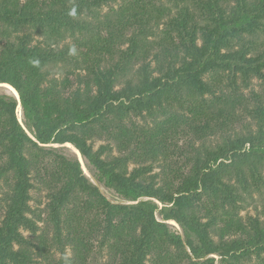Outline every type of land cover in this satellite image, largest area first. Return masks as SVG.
Returning a JSON list of instances; mask_svg holds the SVG:
<instances>
[{"label": "trees", "instance_id": "16d2710c", "mask_svg": "<svg viewBox=\"0 0 264 264\" xmlns=\"http://www.w3.org/2000/svg\"><path fill=\"white\" fill-rule=\"evenodd\" d=\"M118 1L0 0V85L19 96L0 95V182L10 184L0 199V264L50 257L46 240L23 233L37 234L30 202L41 186L59 264H87L93 240L115 264H217L215 256L244 264L262 255L264 221L246 223L240 208L248 176L256 188L264 181V97L254 94L251 106L239 84L264 80V50L246 40L264 28V0H238L230 11L224 0H199L203 25L186 6L173 17L163 2L174 0H130L101 21L96 11ZM162 24L164 37L151 41ZM60 66L86 71L76 89L52 77ZM241 112L256 131L235 129ZM104 136L110 142L95 149ZM66 145L126 203L110 202Z\"/></svg>", "mask_w": 264, "mask_h": 264}, {"label": "rangeland", "instance_id": "374dc122", "mask_svg": "<svg viewBox=\"0 0 264 264\" xmlns=\"http://www.w3.org/2000/svg\"><path fill=\"white\" fill-rule=\"evenodd\" d=\"M123 1H130V0H119L117 3H112L109 6H104L103 8L97 10L96 12L100 14V20L105 21L107 19H112L114 16V12L117 11L120 8V5L122 4ZM224 5L227 6L228 10L230 11L231 8L235 7L237 5L238 0H224ZM165 6L171 10V15L173 17L178 15V12L180 9L183 7H188L192 13L195 14L197 17V20L199 24H205L208 21V14L207 11H204V7H201L199 5V0H174L173 2H163ZM107 18V19H106ZM84 19L88 22H96L98 20H95L93 17H88L85 16ZM167 29V26L165 24L160 25V27L156 30V36L151 37V41H160L163 37L164 34L163 32ZM39 38H37L38 40ZM246 40L252 41L256 45L255 51H263L264 50V28L260 31L255 36H247ZM177 41H179L177 39ZM67 43L73 44L74 40L73 39H68ZM239 48V47H238ZM253 52L252 55H255L256 52ZM154 66L156 64H153ZM73 70H70V72H67L63 67H57L54 68L53 73L54 75L52 76L55 78L59 83H64L66 82L67 79H69L70 83L73 85V89L77 88V77L79 75H85L86 71H76L73 68H70ZM133 74V73H132ZM210 76V75H209ZM129 77H132L131 74L123 80H120L118 84V89H121L125 84L124 81L128 79ZM210 79V77H208ZM240 83V82H239ZM240 85V92L241 95L244 96V98L247 99V101L252 102L253 106V96L254 94L260 95L264 97V80L259 79V78H254L249 87L245 88L242 86V83ZM0 95H9V96H17V92L13 91V89L8 88L6 85H0ZM18 99V98H17ZM18 115L20 120H23V113L22 110H18ZM243 123L237 124L235 129L239 133H246V127L244 124L250 123L253 127V131L257 130V127L254 125V122L248 117L247 113L241 112ZM136 123L145 125V121L147 123H151L152 119L147 117L146 119L144 118H134L133 119ZM219 142L218 139L216 138H211L210 142H212V145ZM110 141H108L107 137L104 136L102 139H99L95 143V149L99 148L101 145H107ZM112 143V142H111ZM113 147V143L111 144ZM66 148L62 150V152L67 155L68 157L72 159H79L80 163L82 164V168L84 171V174L94 183L96 184L99 188L101 193L112 203L114 204H124L126 203L125 200L120 197L114 190L106 188L103 184H100L97 182L94 172L92 167L88 164V162L82 158L81 154L79 151H77L73 146L71 145H66ZM113 155H118V152L116 148L113 147ZM160 169L157 167L154 170V173H158ZM249 175V174H248ZM263 180H264V171L262 172ZM249 184H250V193L245 194V201L244 203H241V208H240V217L243 218V220L248 223L250 219H259L260 221H264V181L263 184L259 185V188H256L254 186V183L252 181V178L250 175L248 176ZM238 189L239 192H242L241 190V184L236 181V179H233L232 182ZM10 190V184L9 182H6V180H2L0 182V199H3L6 196V193ZM32 200L30 202L31 208L33 210V214H30V217L36 221L38 231L37 234L34 235L32 232L28 230H23L24 235L35 241L36 244L39 245V241L37 239H43L46 240L47 243L49 244L50 247V257L48 259L41 257L38 252L37 256L34 258L33 264H59L61 260L63 259V253L59 250L57 247V244L55 243V230H54V225L53 222L50 219V210H49V191L47 189L42 188V186L39 189H35L32 191ZM158 219H160V216L157 215ZM170 229L172 232L184 236V231L183 229L176 224L175 222H168ZM99 240H93L92 243V253L87 261V264H115L114 257L112 254H110V251L108 249H103L102 251H97L99 244ZM42 242V241H41ZM65 258H70L74 257V251L72 248L69 246L65 249ZM217 259V264H221L219 262V258L215 256ZM150 264H152L150 262ZM244 264H264V253L262 255H253L250 257L249 260L245 261Z\"/></svg>", "mask_w": 264, "mask_h": 264}, {"label": "bare ground", "instance_id": "6f19581e", "mask_svg": "<svg viewBox=\"0 0 264 264\" xmlns=\"http://www.w3.org/2000/svg\"><path fill=\"white\" fill-rule=\"evenodd\" d=\"M8 88H11V89H13L12 87H10V86H8V85H6ZM13 91H15L14 89H13ZM15 93H16V91H15ZM17 96H18V94H17ZM19 97V96H18Z\"/></svg>", "mask_w": 264, "mask_h": 264}, {"label": "water", "instance_id": "95a60500", "mask_svg": "<svg viewBox=\"0 0 264 264\" xmlns=\"http://www.w3.org/2000/svg\"><path fill=\"white\" fill-rule=\"evenodd\" d=\"M18 98V100H19V97H17Z\"/></svg>", "mask_w": 264, "mask_h": 264}]
</instances>
